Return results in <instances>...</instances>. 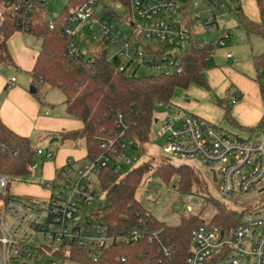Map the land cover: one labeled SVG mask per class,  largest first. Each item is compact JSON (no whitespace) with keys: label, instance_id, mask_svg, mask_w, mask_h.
I'll return each instance as SVG.
<instances>
[{"label":"built area","instance_id":"obj_1","mask_svg":"<svg viewBox=\"0 0 264 264\" xmlns=\"http://www.w3.org/2000/svg\"><path fill=\"white\" fill-rule=\"evenodd\" d=\"M46 1L0 0V24L9 16L19 31L28 32L29 13L41 9L48 27L53 28ZM224 2L84 0L61 24L62 34L69 38L66 53L72 59L84 60L94 42H109L117 48L108 58H118L120 70L135 74L139 69H153L157 74L179 72V55L192 46L227 47L229 34L218 26ZM82 28L84 33L76 37ZM211 30L217 31L215 38L205 41L198 37ZM225 55L230 57L231 53ZM14 81L12 77L6 87ZM236 99L233 96L231 102ZM175 118L181 119L176 127L170 119L162 122L158 131L160 135L166 133L165 149L169 153L182 159L219 163L211 177L221 196L259 198L264 191V122L256 135L243 138L181 110ZM130 143H121L117 154L97 155L83 163L67 159L54 171L52 184L44 183L49 193L40 206L10 195L9 176L0 174V264H73L67 257L71 246L89 247L97 253L113 241L136 237L135 230L117 236L107 234L105 225L93 215H79L80 209L98 194L94 186L99 188V170L109 163L120 168L122 163L117 158L127 154L123 151ZM35 154L45 159L53 157L52 150L38 147ZM37 167L36 161L27 165L29 171ZM247 167L249 172H243ZM198 199L202 204V198ZM186 211L192 213L194 209L188 205ZM190 240L184 264H264V205L253 202L229 232L215 224L195 226Z\"/></svg>","mask_w":264,"mask_h":264},{"label":"trees","instance_id":"obj_2","mask_svg":"<svg viewBox=\"0 0 264 264\" xmlns=\"http://www.w3.org/2000/svg\"><path fill=\"white\" fill-rule=\"evenodd\" d=\"M82 1L69 0L57 16L50 18L53 28L48 27V20L42 17L41 9L29 13L27 33L40 39L38 53L28 71L30 87L34 88L33 94L40 102L43 96L39 90L43 86L61 89L66 113L77 118L81 127L52 135L61 142L82 139L87 159L101 154H117L120 144L128 141L131 143L124 153L135 149L143 153L144 145L152 139L154 104L169 105L174 90L186 89L191 83L208 88L202 71L207 67V58L213 48L194 45L181 52V70L169 74L140 75L120 70L119 59L108 58L103 42L91 46L84 60L72 59L66 53L69 38L62 34L61 24ZM123 3L127 4L126 1ZM256 3L259 22L245 18L239 6L233 7V11L248 35L264 37V0H256ZM16 31L19 30L10 17H5L0 24V62L5 65L16 66L7 47V40ZM253 62L256 69L264 72V51L255 55ZM224 118L232 121L227 107ZM263 122L264 117L257 127ZM35 149L27 136L16 133L0 119V174L9 176L8 183L28 174L27 165L35 161ZM121 168L122 165L116 169L109 163L99 170L97 183L104 197L90 214L105 225L107 234L117 236L135 230L137 236L113 241L97 253L89 247L71 246L67 257L73 264H184L191 248V230L195 226L215 224L229 232L253 202L264 205L263 191L253 201L242 197L232 199L238 207H230L225 201L208 194L206 182L196 169L187 164L174 165L167 158L157 163L143 160L125 173H121ZM147 174L155 175L163 182L175 177L176 189L183 194L194 189L202 190L201 196L213 212L207 218L201 217L202 203L197 213L180 215L175 225L155 219L135 196Z\"/></svg>","mask_w":264,"mask_h":264},{"label":"rangeland","instance_id":"obj_3","mask_svg":"<svg viewBox=\"0 0 264 264\" xmlns=\"http://www.w3.org/2000/svg\"><path fill=\"white\" fill-rule=\"evenodd\" d=\"M68 2L69 0H47L45 3L47 17L51 18L57 16L65 8V6L68 5ZM235 4L234 0L225 1L224 11L226 12L231 9L235 6ZM84 31L85 30L83 28L80 29L78 33L75 34L76 37L83 34ZM214 34V31L211 30L206 34L198 35V37L203 38L205 41H209ZM72 40L75 39L72 38ZM92 42L93 41L88 40V43L91 44ZM97 44L98 43L94 42L95 46H97ZM24 46L31 50H36L40 46V39L27 32H14L7 40V47L13 61H17L18 64L17 66H13L5 65L0 62V75L6 76L7 78L15 76L17 84L23 83L25 84V88L28 89L31 85V76L28 73L29 69H24L21 64L24 59L29 57L30 53L22 49ZM105 48L107 55L110 56L113 55L117 47L107 42L105 44ZM211 64L212 60L209 61L208 66ZM137 73L140 75L157 74V72L153 69H139ZM259 82L261 87L264 89V75L259 78ZM39 93L42 94L43 98L45 96L44 100L47 103L41 108L42 113L43 111L49 112L47 117H53L56 115L68 117V114L65 111L64 94L61 89L43 86V89H40ZM186 94V91L182 88L175 89V93L172 97V103L176 105V99L178 101V97L179 100L187 99ZM32 96L36 98L35 94H32ZM171 107H166L164 103L154 104V119H157L158 121H153L152 123V139L144 145L143 153L139 149H135L133 151L134 157H132V153L129 152L127 154L120 155V157L117 158V160L122 163L121 173H125L143 160H153V163H157L160 159L167 158L174 165L187 164L192 166L196 169L199 177L204 179L206 182L209 195L225 201L230 207H238L236 203L232 202V199L221 196L218 192L216 184L212 181V171H217L219 169V163L205 162L199 158L182 159L177 156H173L165 149L166 133L161 135L158 134L161 123L163 121L165 122L167 120L174 119L175 123L172 127H176L181 120L175 118L176 108ZM48 123L49 120L40 122L38 125L42 127L34 128L29 139L36 148L38 147L42 150H52L53 157L45 159L36 156L35 161L38 163V167L30 170L27 175L19 179H14L9 184L10 195H15L19 198L28 200V202L34 206L42 205L41 199L49 193V188L46 187L44 183L47 182L49 185L52 184L54 179V166H56V168L60 167V165L55 164H60L62 162L63 150L66 147L72 146L76 149V151L74 154L67 156L63 164L67 159L74 161L78 160L81 163L87 161V158L85 157L84 142L82 139L70 140L67 142H61L60 140L51 141L53 135L51 131H48L49 129L46 128L50 125ZM237 134L243 138H247L249 136L246 133ZM125 159H129V162H125ZM246 171L249 172L248 167L243 169V172ZM94 188L97 190L98 194L90 201V203L85 204L80 209L79 215H82L83 213L90 215V212L96 209L103 200L104 194L102 190H100L97 186H94ZM201 191L199 192L194 189L188 194H183L178 192L176 189L175 177H172L169 182H163L155 175L147 174L146 179H144L143 183L137 189L135 196L155 219L163 221L167 224L175 225L179 222L180 215L188 214L186 206L191 205L194 209L193 212L197 213L198 209L201 207V203L198 198H202V203L204 204V209L200 213L201 217L207 218V216L213 212V208L207 204L204 201L203 196H201ZM253 200L254 199H251V201Z\"/></svg>","mask_w":264,"mask_h":264},{"label":"crops","instance_id":"obj_4","mask_svg":"<svg viewBox=\"0 0 264 264\" xmlns=\"http://www.w3.org/2000/svg\"><path fill=\"white\" fill-rule=\"evenodd\" d=\"M234 1L245 18L252 22L260 21L256 0ZM218 26L226 29L229 37L226 39L227 47H215L207 58V67L202 71V77L208 88L191 83L184 89L187 99L179 100L178 97L175 105L171 98L169 107H175L176 113L181 110L185 114L190 113L212 123H218L222 128L236 134L256 135L257 124L264 117V89L259 82L264 72L256 69L253 57L264 51V37L256 34L248 35L233 7L226 12L223 10L218 18ZM214 33L211 39L217 36L216 30ZM22 49L30 54L21 65L24 69L30 70L39 48L31 50L24 46ZM227 52L231 53L230 57H226ZM211 60L212 64L208 66ZM14 64L17 66L18 62ZM12 77L15 78V76L7 78L0 75V119L10 129L30 138L33 129L42 127L38 124L46 120H49L48 124H50L46 128L51 133L81 127V122L69 115L47 117L49 112L42 113L41 110L47 104L44 100L45 96L40 102L29 91L31 85L26 89L25 84H17L16 78L13 85L7 88L6 84ZM233 96L237 97L234 103L231 102ZM220 99L222 103L218 102ZM225 107L232 121L224 118ZM154 121L158 120L154 119ZM75 151L72 146L66 147L63 150L62 162L55 165L62 166L65 158ZM54 167L55 170L56 166Z\"/></svg>","mask_w":264,"mask_h":264},{"label":"water","instance_id":"obj_5","mask_svg":"<svg viewBox=\"0 0 264 264\" xmlns=\"http://www.w3.org/2000/svg\"><path fill=\"white\" fill-rule=\"evenodd\" d=\"M29 91H30L31 93H33L35 90H34V88L30 87ZM57 140H58L57 137H53V138L51 139V141H57Z\"/></svg>","mask_w":264,"mask_h":264}]
</instances>
